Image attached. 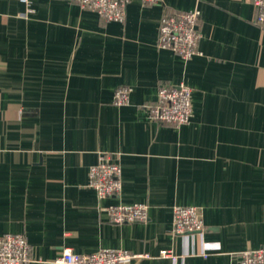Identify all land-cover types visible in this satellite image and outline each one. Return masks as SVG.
Instances as JSON below:
<instances>
[{"label": "crops", "instance_id": "crops-1", "mask_svg": "<svg viewBox=\"0 0 264 264\" xmlns=\"http://www.w3.org/2000/svg\"><path fill=\"white\" fill-rule=\"evenodd\" d=\"M191 9L199 54L184 60L158 47V29ZM253 13L251 0H131L117 22L68 0H0V235L24 234L29 264H56L63 248L238 264L264 247V25ZM179 83L191 88L189 122L149 120L158 89ZM104 156L121 190L99 199L88 168ZM136 202L146 222H111L109 205ZM175 205L199 209L201 235L172 233Z\"/></svg>", "mask_w": 264, "mask_h": 264}, {"label": "built area", "instance_id": "built-area-1", "mask_svg": "<svg viewBox=\"0 0 264 264\" xmlns=\"http://www.w3.org/2000/svg\"><path fill=\"white\" fill-rule=\"evenodd\" d=\"M27 3L28 0H19ZM82 8L97 13L103 21L122 22L125 9L131 0H68ZM155 0H141L150 3ZM254 13L252 21L264 25V0H251ZM200 11L191 9L181 13H165L161 17L157 44L188 60L199 54L198 42ZM130 88L119 86L113 92V103L124 105L129 101ZM191 88L184 83L162 86L158 89L156 100L149 105L147 117L159 124L182 125L191 117ZM88 186L99 199L116 195L121 190V167L116 159L101 157L98 162L88 168ZM111 222L144 223L148 219L146 203L113 204L107 207ZM204 229L199 209L192 205H175L172 210V233L201 235ZM31 246L24 234L4 233L0 235V264H29ZM161 257H169L173 261L176 255L171 250L162 249ZM148 253H132L125 249H100L86 254L73 252L63 248L54 259L56 264H131L141 258H148ZM238 264H264V247L244 249L238 253Z\"/></svg>", "mask_w": 264, "mask_h": 264}]
</instances>
